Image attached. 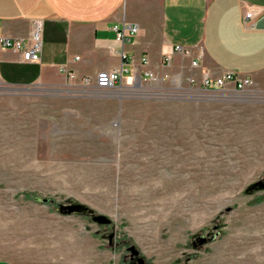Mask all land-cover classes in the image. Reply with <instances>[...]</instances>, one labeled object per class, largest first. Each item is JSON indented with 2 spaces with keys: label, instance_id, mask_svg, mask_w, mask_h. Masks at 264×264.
Here are the masks:
<instances>
[{
  "label": "rangeland",
  "instance_id": "obj_1",
  "mask_svg": "<svg viewBox=\"0 0 264 264\" xmlns=\"http://www.w3.org/2000/svg\"><path fill=\"white\" fill-rule=\"evenodd\" d=\"M253 80L247 92L182 76L106 93L0 83V258L264 264V75ZM75 203L109 222L60 213Z\"/></svg>",
  "mask_w": 264,
  "mask_h": 264
},
{
  "label": "crops",
  "instance_id": "obj_2",
  "mask_svg": "<svg viewBox=\"0 0 264 264\" xmlns=\"http://www.w3.org/2000/svg\"><path fill=\"white\" fill-rule=\"evenodd\" d=\"M35 21L44 25L41 61L0 49V83L106 93L84 80L116 68L125 80L153 73L165 82L182 76L187 85L194 78L196 86L205 74L264 75V0H0V33L27 39ZM125 25L139 30L122 43L115 27ZM0 264L15 263L0 258Z\"/></svg>",
  "mask_w": 264,
  "mask_h": 264
},
{
  "label": "built area",
  "instance_id": "obj_3",
  "mask_svg": "<svg viewBox=\"0 0 264 264\" xmlns=\"http://www.w3.org/2000/svg\"><path fill=\"white\" fill-rule=\"evenodd\" d=\"M254 16V9H250L246 13V20L251 21ZM44 25L42 21H35L31 35L27 39H12L0 33V49L12 50L21 54L23 61L29 63H38L41 61L42 53V41H43ZM117 32L118 41L125 43L130 42L131 39L138 34V27L125 25L122 28L115 27ZM176 52H186L180 46L175 47ZM126 58V55L123 54ZM78 59V58H77ZM171 61V55L166 57L165 62ZM146 62V61H145ZM198 62H193L192 66L196 67ZM72 78H75L72 75ZM126 77L124 76L123 68H116L112 70H105L97 74L95 79H85L84 85L94 84L101 91L113 90L122 85ZM142 80V79H141ZM158 81L159 76L153 73H147L143 79ZM195 79H191L192 85L195 83ZM254 85V80L251 77H242L239 74L228 71L224 75L214 77L211 74H205L199 87L207 91L211 90H223L228 86H232L233 90L237 92H247Z\"/></svg>",
  "mask_w": 264,
  "mask_h": 264
},
{
  "label": "water",
  "instance_id": "obj_4",
  "mask_svg": "<svg viewBox=\"0 0 264 264\" xmlns=\"http://www.w3.org/2000/svg\"><path fill=\"white\" fill-rule=\"evenodd\" d=\"M257 187H264V183H260ZM87 213L90 216H94V221L98 223H108L109 220L104 216H95V212L92 211L90 208H88L85 205L75 203L73 205L69 206H61L60 207V213L62 214H74V213ZM135 254H138V252H135ZM146 260L141 258L139 259V264H145Z\"/></svg>",
  "mask_w": 264,
  "mask_h": 264
},
{
  "label": "trees",
  "instance_id": "obj_5",
  "mask_svg": "<svg viewBox=\"0 0 264 264\" xmlns=\"http://www.w3.org/2000/svg\"><path fill=\"white\" fill-rule=\"evenodd\" d=\"M25 196H26V197H31V198H32V195H30V194H27V195L25 194ZM35 200H36V201H39V198H35ZM45 202H47V200H45Z\"/></svg>",
  "mask_w": 264,
  "mask_h": 264
},
{
  "label": "flooded vegetation",
  "instance_id": "obj_6",
  "mask_svg": "<svg viewBox=\"0 0 264 264\" xmlns=\"http://www.w3.org/2000/svg\"><path fill=\"white\" fill-rule=\"evenodd\" d=\"M138 259V257H136V260ZM146 264H148V262H146Z\"/></svg>",
  "mask_w": 264,
  "mask_h": 264
}]
</instances>
